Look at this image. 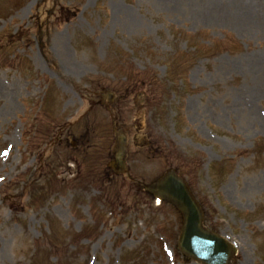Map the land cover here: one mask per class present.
<instances>
[{
  "label": "rangeland",
  "instance_id": "rangeland-1",
  "mask_svg": "<svg viewBox=\"0 0 264 264\" xmlns=\"http://www.w3.org/2000/svg\"><path fill=\"white\" fill-rule=\"evenodd\" d=\"M101 86L145 106L118 100L130 173L177 169L231 264H264V0H0V264H198L171 207L124 176L101 197L107 152L77 151L76 177L69 144L45 143L77 120L81 142L115 138L87 113Z\"/></svg>",
  "mask_w": 264,
  "mask_h": 264
},
{
  "label": "water",
  "instance_id": "water-1",
  "mask_svg": "<svg viewBox=\"0 0 264 264\" xmlns=\"http://www.w3.org/2000/svg\"><path fill=\"white\" fill-rule=\"evenodd\" d=\"M157 190H158V193L162 196H164V195L168 196V197L172 196V194L169 191H167L168 186L165 184V181L161 182L157 186ZM179 205L182 207V210L184 212L188 213L185 215V220H184L185 224L187 226L189 224H192L195 229L202 231L200 226H199V223L197 225L195 223H193V219L191 216L195 215L198 218L200 214H199V211L197 209L192 208V203L190 201H187V202L179 203ZM186 230L187 229L183 230V233H182L183 239H185ZM220 244H221V242L215 238H211V239L209 238L208 241H202L201 239H198L196 242V245L201 246V247H204L206 245L207 246L206 250L210 249L212 251H214V248ZM224 247H225L224 255L221 252L220 254H218V258H216V257L213 258L214 260H217V261L219 260L220 264H225V262L227 261L229 255H230L229 249L226 246H224Z\"/></svg>",
  "mask_w": 264,
  "mask_h": 264
}]
</instances>
